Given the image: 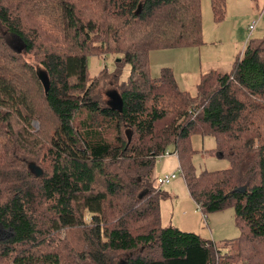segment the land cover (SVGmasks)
Instances as JSON below:
<instances>
[{"label":"trees","instance_id":"1","mask_svg":"<svg viewBox=\"0 0 264 264\" xmlns=\"http://www.w3.org/2000/svg\"><path fill=\"white\" fill-rule=\"evenodd\" d=\"M223 4L209 0L215 21ZM200 21L199 0H0V264H264V37L194 95L149 74V52L200 45ZM91 55L130 73L91 79ZM193 135L228 167L196 173ZM163 151L198 211L231 210L234 239L162 226Z\"/></svg>","mask_w":264,"mask_h":264},{"label":"rangeland","instance_id":"2","mask_svg":"<svg viewBox=\"0 0 264 264\" xmlns=\"http://www.w3.org/2000/svg\"><path fill=\"white\" fill-rule=\"evenodd\" d=\"M230 1V3H229ZM240 0H224L222 7L223 16L220 20L215 21L210 10L209 0H199L200 22H201V43L198 46H189L182 48L157 49L149 52L148 65L151 77H159L162 70L170 73L175 85L180 89L194 95L195 86L198 82L199 74H204L214 67L219 68L218 73L229 71L232 61L242 53L245 43L252 38L261 39L264 37V0H244L246 3L242 8L236 7L235 2ZM256 21L255 30H249L247 25L251 21ZM255 27V26H254ZM253 27V28H254ZM121 58L112 55L97 56L91 55L87 58L88 75L91 79L98 78L102 71L107 74L116 73L119 81H124L130 73V66L126 63H119ZM114 87H104L99 89L101 100H106L105 92H112ZM38 127L37 123H33ZM112 141V137L107 139ZM191 148L194 151L191 157V163L196 173L200 171H217L228 167L224 158L217 156L212 149L214 141L211 137H200L193 135L190 138ZM172 150V148H168ZM175 154V153H174ZM176 154L175 156H165L157 161L153 169V179L155 189L166 192V187H173V198H161L163 220L173 218V224L176 223L175 215L191 217L194 203L189 197L184 182L179 171ZM168 171L176 173L175 178L170 184L157 186L156 176L169 174ZM187 207L190 212H186ZM227 210V209H225ZM224 212H229L225 211ZM231 211V210H230ZM223 212V211H222ZM197 213L200 217L198 225L187 227L190 233L205 238L212 233L223 231V235L229 238L227 230V221L223 218L227 213ZM221 214V215H219ZM212 216H221V220L212 221ZM217 227H220L216 229ZM11 230L0 225V239L7 238L11 235ZM232 240V238H229ZM220 244H216L219 246ZM221 249L220 247H218ZM223 254V253H222ZM232 264V263H231Z\"/></svg>","mask_w":264,"mask_h":264},{"label":"crops","instance_id":"3","mask_svg":"<svg viewBox=\"0 0 264 264\" xmlns=\"http://www.w3.org/2000/svg\"><path fill=\"white\" fill-rule=\"evenodd\" d=\"M229 3H230V1H229ZM245 3L246 2L244 0H240L239 2H235L234 4L236 5V7L242 8ZM262 19H264L263 16L261 17V20ZM255 22L252 20L249 23V24L254 23V26L255 27L253 26L254 28H252V30L253 29L255 30V28H256V25L257 24ZM249 24L247 25V27L249 26ZM211 70L218 71L219 68L214 67V69H211ZM171 172H173V171H171ZM171 172L168 171L166 173H171ZM163 174H165V173H163ZM161 176L162 175H157L156 178H155V180L158 177H161ZM168 184H170V182ZM168 184H166V185H168ZM165 189H166V192L165 193L162 192L163 197L166 198V199L167 198L170 199V197L173 198V194L175 193L173 187H166ZM225 211H229V212H224V210H223V212L222 211L221 212H217L216 214H218V213H227V218L225 216L223 218V221H227V230H228L229 238L234 239L237 236L238 231H237V229L233 225L232 212L230 211V209H227ZM186 212L187 213L190 212L189 209H188V207H187ZM197 213H199V211L197 210L196 205L194 204V208H193V210L191 212V217H184L185 213H183V216L176 214L174 216L175 217L174 220H176V223L173 224V218H168V219L163 220L162 205H161V201H160V217H161L162 226H172V227H175V228L179 229L180 231L190 232L189 230H191V229H188V228L189 227H192L194 225H198V223L200 221V217L198 216ZM219 215H221V214H219ZM219 220H221V216H212V221L216 222V221H219ZM218 228H220V227H217L216 229H218ZM229 238H226L223 235V231H220V233H216V236H213L212 233H209V236H205V238H202V239L210 242L214 246L216 244H221L223 241L231 240Z\"/></svg>","mask_w":264,"mask_h":264},{"label":"built area","instance_id":"4","mask_svg":"<svg viewBox=\"0 0 264 264\" xmlns=\"http://www.w3.org/2000/svg\"><path fill=\"white\" fill-rule=\"evenodd\" d=\"M253 26H254V23H251V24H249V26L247 27L248 30H249V33H251L250 31L252 30ZM171 155H172V156H175L174 153H170V152H168V151H163L161 155H159V156L156 157V163H157V161H160V159H162V157H165V156H171ZM175 175H176L175 172H171V173H169V174H164V175H162L161 177H158V178L156 179L157 186H158V187H161V186H163V185L168 184L171 180H173V179L175 178ZM197 210H198V209H197Z\"/></svg>","mask_w":264,"mask_h":264},{"label":"water","instance_id":"5","mask_svg":"<svg viewBox=\"0 0 264 264\" xmlns=\"http://www.w3.org/2000/svg\"><path fill=\"white\" fill-rule=\"evenodd\" d=\"M140 11V7H138V9H137V12L136 13H138ZM38 77H39V79H40V81H41V83H42V85H43V87H44V91H45V93L48 91V89H49V79H48V77L46 76V74L45 73H43V72H39L38 73ZM108 96L109 97H111V98H113V97H115V94H110V93H108ZM115 103V105L117 106V103L116 102H114ZM28 168H29V170L35 175V176H40L41 174H42V172H41V170H40V168H38L35 164H33V163H29L28 164Z\"/></svg>","mask_w":264,"mask_h":264}]
</instances>
